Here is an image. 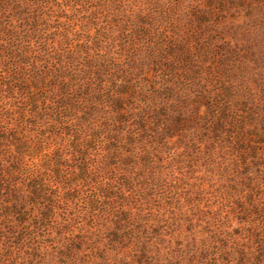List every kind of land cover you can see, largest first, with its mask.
Listing matches in <instances>:
<instances>
[{
	"label": "rangeland",
	"instance_id": "rangeland-1",
	"mask_svg": "<svg viewBox=\"0 0 264 264\" xmlns=\"http://www.w3.org/2000/svg\"><path fill=\"white\" fill-rule=\"evenodd\" d=\"M23 1L0 12L22 38L0 39L1 159L45 192L0 200V264H264V0ZM57 60L129 81L124 123L105 96L51 110Z\"/></svg>",
	"mask_w": 264,
	"mask_h": 264
},
{
	"label": "trees",
	"instance_id": "trees-1",
	"mask_svg": "<svg viewBox=\"0 0 264 264\" xmlns=\"http://www.w3.org/2000/svg\"><path fill=\"white\" fill-rule=\"evenodd\" d=\"M0 3H1L0 5L1 14H2V11L3 13H5L8 9L10 10V13L12 15L17 16L18 18L20 17L21 14L23 15L25 14L22 12V5H23L22 3H25V5H27L28 2H24V1L20 2V0H0ZM26 37H28L27 34H26ZM0 39L1 41L4 42L5 46L9 47L8 49L7 48L5 49L9 50L10 52L16 51V49L18 48V47L16 48L17 46L16 44L22 39L19 28L12 24V20L9 19V16L7 17L4 16L0 18ZM0 52H2L3 54V49ZM55 54H59V53H55ZM3 55L2 57H4ZM59 66H60V61L59 63L53 62L50 66L52 70V72L50 73H53V76L45 73L44 75L41 74V76L39 77V78L44 79V81L57 83V89L59 93H56L57 95L55 96L58 98L59 102L57 103L54 102L53 104L51 103L50 104V106H52L50 108L51 110H54L55 108V112L58 111L59 113H61V110L63 112L64 108H61V106H63L64 99L71 98L73 96V93L74 94L82 93L83 95H85L86 96L85 102L90 107L97 105L96 99H92V97L100 96L101 98L105 96L106 98L110 99V104H107L104 100H102L101 102H99V105H102L106 109L104 111L106 122L112 123V121L113 122L115 121L117 122V125L124 123L123 117H125L127 114L124 115L123 106L128 101L127 99H130L132 97L131 95L134 93V91L138 92V90L133 88V86L129 83V81L127 80H122L118 82L115 81L114 86L116 89L112 91H109L108 89H106L107 92L104 93V91L101 92L102 88L99 89L100 86L102 85L101 83H99V80H100L99 70H94L93 72H89V73H85L83 71L84 73L83 75H86V77H88L86 82H83L85 80H83L82 82L78 80L77 82H74V83H68V82H65V80H63L60 73L57 71ZM89 67L92 68L94 66L92 67L89 66ZM95 81H98V84H95V86H93L94 84L92 82H95ZM83 85L85 86L83 87ZM91 87L93 88L92 89L93 93L92 94L90 93L88 95L87 94L88 90L86 88L91 90ZM4 134L5 133L3 132V130L0 131V147H1L0 149V200H1V203H3L4 209H8V208L10 209L12 207L19 208L18 206L19 203L21 202L25 203V201L34 203L35 202L34 200L38 199L39 194H44L43 192H45V189H44L45 184L43 183L44 182L43 180H36L35 178H33V176H31L32 178H29L31 174L27 172L28 170H26L24 165L21 164V161L16 160V162L13 163L11 166L9 165V168H4L5 167L4 164H6V161L2 160L1 158L4 157V151L7 148V145H6L7 142L11 143V141H8L5 137L2 136ZM19 174L22 175L26 181H22L20 183L19 180L17 179V176ZM7 193H13L14 198L13 199L11 198L12 196L11 194L9 197ZM1 194H3L4 197Z\"/></svg>",
	"mask_w": 264,
	"mask_h": 264
}]
</instances>
